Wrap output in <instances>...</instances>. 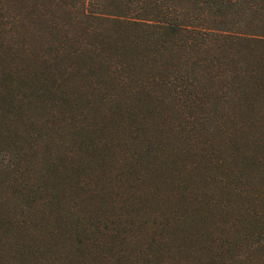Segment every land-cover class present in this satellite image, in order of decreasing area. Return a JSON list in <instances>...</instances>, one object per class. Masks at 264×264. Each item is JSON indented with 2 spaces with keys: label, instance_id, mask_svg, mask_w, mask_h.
<instances>
[{
  "label": "trees",
  "instance_id": "1",
  "mask_svg": "<svg viewBox=\"0 0 264 264\" xmlns=\"http://www.w3.org/2000/svg\"><path fill=\"white\" fill-rule=\"evenodd\" d=\"M0 264H264V0H0Z\"/></svg>",
  "mask_w": 264,
  "mask_h": 264
}]
</instances>
